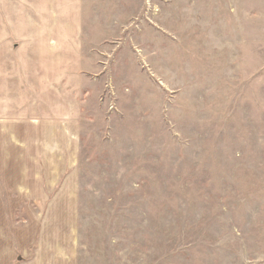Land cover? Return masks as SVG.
Here are the masks:
<instances>
[{
  "label": "rangeland",
  "instance_id": "obj_1",
  "mask_svg": "<svg viewBox=\"0 0 264 264\" xmlns=\"http://www.w3.org/2000/svg\"><path fill=\"white\" fill-rule=\"evenodd\" d=\"M0 264H264V0H0Z\"/></svg>",
  "mask_w": 264,
  "mask_h": 264
},
{
  "label": "crops",
  "instance_id": "obj_2",
  "mask_svg": "<svg viewBox=\"0 0 264 264\" xmlns=\"http://www.w3.org/2000/svg\"><path fill=\"white\" fill-rule=\"evenodd\" d=\"M42 24L43 23L38 21L37 15L35 13L23 14V67H25V65L27 64L35 62L36 60H39V56L43 58L44 54L46 56L52 57V59L50 58L49 60L52 61L53 67L56 68V66H59L61 64V59L54 58L53 56H59L60 53L58 52V50L60 48H64V43L68 44L66 48L68 51L71 50L72 53H74L75 51V26H72L71 23H69V26L67 28H53L45 27ZM72 40H74V43L72 42ZM74 61L75 59H73V62L71 64L72 66L74 65ZM63 73L68 72L61 71L60 76L59 74H57L60 78L59 80L65 81V78H67L68 80V74H65V76L61 78V75ZM46 81L57 82L58 80H54L49 74H45L44 71H41L36 76L34 82L42 84ZM37 91L39 93L40 89H37ZM41 96L42 95L40 94H36L37 99L41 98Z\"/></svg>",
  "mask_w": 264,
  "mask_h": 264
}]
</instances>
